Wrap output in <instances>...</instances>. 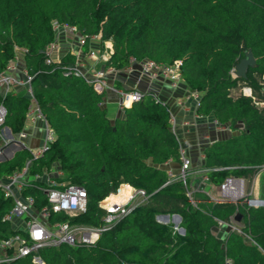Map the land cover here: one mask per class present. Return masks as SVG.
Returning a JSON list of instances; mask_svg holds the SVG:
<instances>
[{
    "label": "trees",
    "instance_id": "trees-1",
    "mask_svg": "<svg viewBox=\"0 0 264 264\" xmlns=\"http://www.w3.org/2000/svg\"><path fill=\"white\" fill-rule=\"evenodd\" d=\"M55 21L111 40L114 55L108 65L117 69L131 58L181 61L183 85L201 94L198 114L236 131L204 151L202 168L209 170V183L219 186L229 176L252 182L264 165V113L250 98L231 94L247 86L264 99V0H0V73L14 57L15 46L28 49L26 66L34 76L35 98L56 133L50 149L33 159L31 174L59 164L64 180L88 194L87 212L70 221L93 227L102 226L106 214L100 203L120 185L129 183L149 196L102 232L94 246L41 249L44 264H224L226 256L235 264H264V208L213 203L204 195L197 196L195 208L182 181L168 183L165 164L181 162L168 108L151 95L116 117L100 106L104 95L84 79L64 76L63 66L74 64V56L67 54L56 65L45 63ZM248 51L256 66L248 69L247 79L233 78ZM0 102L8 111L6 125L18 134L29 98L10 93ZM239 123L243 128H237ZM29 159L28 150L18 151L0 164V178L21 170ZM36 184L27 193L43 207V184ZM12 205L0 193L1 236L13 233L3 220ZM160 215L180 216L184 235L157 222ZM236 218L251 241L232 231L225 238L216 234L219 222ZM13 264L33 263L25 258Z\"/></svg>",
    "mask_w": 264,
    "mask_h": 264
},
{
    "label": "built area",
    "instance_id": "built-area-1",
    "mask_svg": "<svg viewBox=\"0 0 264 264\" xmlns=\"http://www.w3.org/2000/svg\"><path fill=\"white\" fill-rule=\"evenodd\" d=\"M53 30L55 39L45 51L47 65L59 64L61 52L65 51V55L74 56V64L63 66L64 76L84 79L97 94L105 96L110 92L116 94L118 96L116 108L120 113L143 101L148 95L168 108L170 127L179 143L181 161L177 173L169 167L170 162L165 164L169 176L168 183L182 181L186 196L195 208H198L199 195L206 196L213 203L246 204L251 208H264V198L257 192L258 181L264 175V165L259 168L252 182L244 177L229 176L219 186H212L209 183L207 176L209 170L203 169V166L193 169L188 153L189 142L179 138L178 117L171 106L160 99L157 90L163 87L170 89L171 92L181 89L184 83L181 61L162 64L150 59L138 61L131 58L125 68L117 69L108 65L114 55L111 40H102L101 34L86 36L77 27L57 21L53 22ZM63 46L66 47L64 51ZM14 52V57L0 73V97L10 93L16 95L17 90L22 89L23 94L29 98L30 105L24 128L15 134L6 125L8 111L3 102H0V155L7 147L17 145L22 150H28L32 154V159L27 160L21 170L15 171L6 178H0V193L13 204L3 218L11 224L13 233L0 235V264H13L25 258H30L33 264H44L39 254L41 249L58 248L62 245L75 248L94 246L102 232L130 214L139 205L147 203L149 196L144 190L125 183L114 193L119 195L123 186L129 187L130 195L125 203L108 207L101 206L104 200L100 203V207L106 212L102 226L93 227L70 221V218L87 212L88 194L82 186L64 180L65 174L59 164L50 171H44L43 174H31L33 159L42 157L50 149L56 140V133L35 98L32 86L34 76L26 66L28 49L15 46ZM122 75L127 77L137 75L136 85L127 89L117 88L115 81ZM142 81L147 84L146 90L139 88ZM261 84L264 86V76ZM240 95L250 98L255 107L264 113V99L257 97L251 87L241 86ZM200 102L201 94L191 90L176 98V104L182 111L187 109L189 103L193 104V123L186 121L183 123L185 127L196 126L204 118L197 112ZM99 105L104 107L106 102L103 101ZM37 123L42 125L44 135L40 147L33 149L26 144V140L29 137L28 128L34 127ZM212 125L220 130H231L230 126L222 125L216 119L212 121ZM36 183L43 184L40 186L46 199V205L43 207H38V199L27 193L35 188ZM59 215H64L68 219L57 220ZM165 216H168V219ZM156 220L161 224L171 225L174 233L180 235L185 233L181 228L182 219L181 217L179 219L178 215H160ZM223 226H227L230 232L241 234L251 241L235 219L230 223L219 222L218 228ZM224 264L235 263L230 256H226Z\"/></svg>",
    "mask_w": 264,
    "mask_h": 264
},
{
    "label": "crops",
    "instance_id": "crops-1",
    "mask_svg": "<svg viewBox=\"0 0 264 264\" xmlns=\"http://www.w3.org/2000/svg\"><path fill=\"white\" fill-rule=\"evenodd\" d=\"M63 48H64L63 49L64 51L66 47L63 46ZM65 56L66 55L64 51V52H61V55L59 57L60 59H62ZM137 80H138L137 75H132L129 77L122 75L119 77V79L115 81V85L117 88L127 89L129 87L135 86ZM181 86H182L181 89L175 92H171L170 89L166 87L159 88L157 90H158L160 99L166 101L171 106L174 113L177 115L178 122L180 124L178 125L179 138L181 140H186L189 142L188 153L191 158L193 169H197L200 166L204 165V160H203L204 151L209 145L217 141L226 140L230 138L231 136L236 134V131H234L233 129L231 130L217 129L216 127L212 125V121L215 120L214 117L212 116L204 117L200 122H198L196 126L185 127L183 124L184 122L188 121V122L193 123L192 122L193 104L189 103L187 105V109L183 111L177 106L176 98L181 97L182 95L190 91L184 85H181ZM139 88L142 90H146L147 89L146 82L142 81L139 85ZM238 91H239L238 88L234 89L231 93L232 96L237 97L235 96V94L240 96V92ZM23 93L24 91L22 89H18L16 95H21ZM103 101L106 102L105 107H107L110 110L113 116L116 117L117 115H120V112H118L116 108V102L118 101V96L116 94L112 92L107 93L106 96L104 95ZM28 134H29V137L26 140V144L32 147L33 149H37L38 147H40V145L42 144V139L44 135L43 130H42V125L40 123H37L34 127L28 128ZM20 150L22 149L19 148L17 145H11L7 147L5 151L0 155V164H1L2 159L6 161L11 160L15 156V154ZM9 156H11V158H9ZM169 167L175 173L178 172L179 166L174 165L173 163H169ZM261 181H263L264 183V176H262L258 181L257 192L259 193L260 197L264 198V189L260 185ZM108 200L109 199L105 200V202H102L101 206L107 207V205H109ZM215 232L220 238H225L230 232V229L227 226H223L219 228L217 227L215 229Z\"/></svg>",
    "mask_w": 264,
    "mask_h": 264
},
{
    "label": "water",
    "instance_id": "water-1",
    "mask_svg": "<svg viewBox=\"0 0 264 264\" xmlns=\"http://www.w3.org/2000/svg\"><path fill=\"white\" fill-rule=\"evenodd\" d=\"M256 66V59L253 56V53L251 51H248L243 59L240 60V62L235 67V78L240 79H247V71L249 68H254ZM237 128L241 129L243 128V124L239 123L237 125ZM11 158V156H9ZM4 159L1 160V163H3ZM168 219V216H165ZM180 219V217L178 216ZM236 221L239 222L240 218H236Z\"/></svg>",
    "mask_w": 264,
    "mask_h": 264
},
{
    "label": "rangeland",
    "instance_id": "rangeland-1",
    "mask_svg": "<svg viewBox=\"0 0 264 264\" xmlns=\"http://www.w3.org/2000/svg\"><path fill=\"white\" fill-rule=\"evenodd\" d=\"M234 72H235V69L233 70V72H232V75L234 76ZM240 88L241 87H239L238 88V92H240ZM235 96H238V95H236L235 94ZM260 185L262 186V188H264V183H263V181H261L260 182ZM107 199H109L108 200V204L109 205H107V207L108 206H110V205H115V204H122V203H125V202H123V198L122 197H118V196H116L115 194H112V195H110ZM107 199H105V200H107ZM105 200L103 201V202H105ZM174 227H175V225L174 224H172ZM182 233V232H181Z\"/></svg>",
    "mask_w": 264,
    "mask_h": 264
},
{
    "label": "bare ground",
    "instance_id": "bare-ground-1",
    "mask_svg": "<svg viewBox=\"0 0 264 264\" xmlns=\"http://www.w3.org/2000/svg\"><path fill=\"white\" fill-rule=\"evenodd\" d=\"M115 195L118 196V197H122L123 198V202H125L128 199L129 195H130V188L127 187V186H123L121 191H120V194L119 195L115 194Z\"/></svg>",
    "mask_w": 264,
    "mask_h": 264
}]
</instances>
